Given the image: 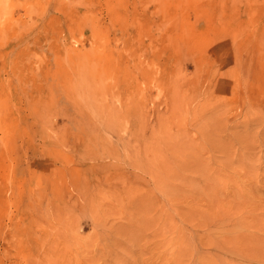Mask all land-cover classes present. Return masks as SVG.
<instances>
[{
    "label": "rangeland",
    "instance_id": "rangeland-1",
    "mask_svg": "<svg viewBox=\"0 0 264 264\" xmlns=\"http://www.w3.org/2000/svg\"><path fill=\"white\" fill-rule=\"evenodd\" d=\"M246 231L264 0H0V264H264Z\"/></svg>",
    "mask_w": 264,
    "mask_h": 264
},
{
    "label": "bare ground",
    "instance_id": "bare-ground-1",
    "mask_svg": "<svg viewBox=\"0 0 264 264\" xmlns=\"http://www.w3.org/2000/svg\"><path fill=\"white\" fill-rule=\"evenodd\" d=\"M254 210L256 211L255 208H254ZM256 212H258V211H256ZM245 213H244V215H248L247 213L246 214ZM244 215H243V217H244ZM248 217L249 216H247V218ZM247 218H246V220H248ZM254 218H257V217H254ZM246 220H244V221H246ZM247 222H245V223H247ZM240 237L241 238H239L238 240L236 239L239 245L244 240L251 242V244H249L248 246L246 245L247 247L246 246L243 247L242 244L240 245L243 249H245L247 251V254H246L247 257L256 258V259H264V243H262L260 241V237L257 234H255V233L249 234V232L246 231V233Z\"/></svg>",
    "mask_w": 264,
    "mask_h": 264
}]
</instances>
